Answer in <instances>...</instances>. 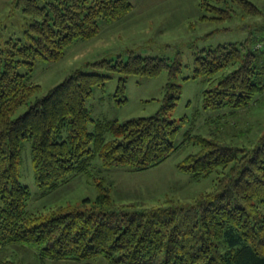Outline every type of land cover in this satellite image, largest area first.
Wrapping results in <instances>:
<instances>
[{
  "label": "trees",
  "instance_id": "16d2710c",
  "mask_svg": "<svg viewBox=\"0 0 264 264\" xmlns=\"http://www.w3.org/2000/svg\"><path fill=\"white\" fill-rule=\"evenodd\" d=\"M200 5L210 12L201 18L218 23L231 19L235 7L243 15L262 14L250 0H200ZM12 6L26 22L23 38L8 37L0 43V249L32 245L40 260L102 256L107 264H264V133L250 146L191 131L176 142L180 126L170 116L182 91L174 82L182 68L179 52L169 59L128 50L126 58L120 54L89 63L119 74L117 103L126 101V76L166 71L160 107L150 116L93 119L86 101L110 76L81 68L39 96L41 85L32 79L36 60H59L71 44L96 36L101 22L121 20L133 4L12 0ZM228 65L230 71L203 90L204 108L243 110L264 92V24L253 25L242 41L196 48L192 77L209 80ZM21 66L24 72L18 71ZM21 105L27 109L12 117ZM106 131L111 134L108 140ZM25 138L31 141L34 180L41 192L78 174L89 177L96 156L105 169L140 172L160 165L188 142L198 150L185 155L177 170L194 178L217 171V177L213 190L188 204L170 196L151 206L117 203L110 195L111 181L102 177L96 182L97 194L84 198L82 207L28 212L29 189L18 179Z\"/></svg>",
  "mask_w": 264,
  "mask_h": 264
},
{
  "label": "rangeland",
  "instance_id": "374dc122",
  "mask_svg": "<svg viewBox=\"0 0 264 264\" xmlns=\"http://www.w3.org/2000/svg\"><path fill=\"white\" fill-rule=\"evenodd\" d=\"M130 1L133 8L126 16L112 22L100 20L96 36L75 41L59 60H36L32 79L41 85L39 96L62 81L72 70L81 68L110 76L103 88H93L91 97L86 101L93 119L122 121L150 116L160 107L164 85L168 82L166 71L151 77L126 76V101L117 103L114 93L119 74L94 68L89 63L103 58L115 59L120 54L126 58L128 50L169 59L179 52L182 68L174 82L181 85L182 91L170 116L180 126L176 142L181 141L185 132L191 131L206 137L217 136L236 146L252 145L264 133V92L258 94L253 104L243 110H231L226 105L217 110L204 108L203 90L214 86L222 75L230 71L231 66L221 69L209 80L193 78V51L198 47L242 41L253 25L264 24V0H250L262 11L261 15H243L235 7L233 17L221 23L201 18L203 14L210 16V12L201 7L200 0ZM25 22L20 9L13 8L12 0H0V43L8 37L23 38ZM18 71L24 72L25 68L21 66ZM26 109V105H21L12 117ZM88 128L93 129L92 122L88 123ZM110 138L111 134L106 131L105 140ZM30 144L28 138L21 141L18 179L29 189L26 209L33 213L47 212L61 205L82 207L80 203L84 198L93 199L97 194L96 182L102 177L111 181L110 195L115 202L137 203L138 206L157 205L167 196L188 204L200 193L213 190L217 177V171L206 177L194 178L189 173L177 170L176 164L185 155L198 150L196 144L188 142L160 165L140 172L105 169L96 156L89 177L78 174L49 192H41L34 180ZM35 250L36 247L32 245H8L0 249V261L13 260L18 264H107L102 256L84 261L40 260L35 257Z\"/></svg>",
  "mask_w": 264,
  "mask_h": 264
}]
</instances>
